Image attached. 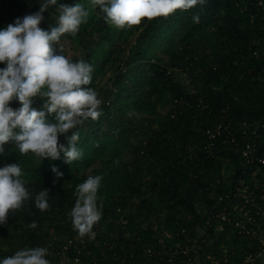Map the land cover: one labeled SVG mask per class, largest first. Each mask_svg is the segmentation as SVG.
I'll return each instance as SVG.
<instances>
[{
    "label": "trees",
    "instance_id": "trees-1",
    "mask_svg": "<svg viewBox=\"0 0 264 264\" xmlns=\"http://www.w3.org/2000/svg\"><path fill=\"white\" fill-rule=\"evenodd\" d=\"M43 2L0 0V30L39 11ZM59 3L87 7L89 0ZM194 15L199 16L198 23L193 22ZM43 16L41 28L58 25L57 6H50ZM104 16L97 7L76 35L60 38L79 49L67 58L93 66L89 87L103 101L99 119L79 128L82 159L70 165L63 153L57 160L32 152L21 155L11 142L0 154V167L18 163L28 187L35 192L49 189L48 210L36 209L33 196L0 224V260L37 244L54 242L63 248L70 238L79 237L69 215L76 187L89 176L101 175L102 219L94 227H99L98 239L106 236L114 246L106 250L138 256L145 247H158L160 239L168 245L198 239L200 259L212 255L218 264H242L261 250V240L239 233L230 222L219 228L211 209L216 204L230 208L226 195L246 172L252 186L259 183L264 188V165L253 177L260 164L250 168L246 163L243 140L232 141L223 130L210 147L207 129L226 118L232 122L230 132L239 138L260 123L252 141L256 155L264 153V58L255 54L264 48V5L259 0H205L187 11L151 21L144 18L140 25L124 29L107 23ZM10 106L21 105L14 100ZM42 106L43 101L34 98L32 107ZM243 121L248 126H241ZM59 142L67 144L65 135ZM53 166L62 177L55 176ZM124 210L126 224L120 222ZM32 222L35 229L29 227ZM200 227H206L205 234ZM67 250L76 255L75 247ZM61 257L46 259L60 264ZM255 264H264V258Z\"/></svg>",
    "mask_w": 264,
    "mask_h": 264
},
{
    "label": "clouds",
    "instance_id": "clouds-1",
    "mask_svg": "<svg viewBox=\"0 0 264 264\" xmlns=\"http://www.w3.org/2000/svg\"><path fill=\"white\" fill-rule=\"evenodd\" d=\"M205 0H89L72 5L58 0H44L39 11L16 18L0 30V154L11 142L21 155L29 152L42 159L57 160L63 153L64 162L72 164L83 157L77 147L80 139L79 128L90 119L96 121L103 114L102 98L89 85L92 83L94 68L83 59L72 62L57 52L64 34L76 35L82 24L88 22L91 10L99 8L105 14L107 23L118 29L140 25L146 18L151 21L158 17L167 18L176 10L187 11L202 5ZM50 6L59 10L58 25L45 30L40 27L43 13ZM199 22V16L192 17ZM43 101L42 109L32 107L34 98ZM19 101L20 107L10 103ZM49 116L53 119L49 120ZM65 135L67 144L59 142ZM118 163V161H117ZM57 178L63 172L52 167ZM25 173L18 163L0 167V224H6L8 216L31 202L43 212L49 208V189L38 192L28 187ZM101 175L89 176L77 185L76 200L69 215L72 225L80 237L95 238V225L102 219V204L98 191L102 186ZM56 183V180L53 181ZM30 228L37 224L32 222ZM45 247L21 249L0 260V264H50Z\"/></svg>",
    "mask_w": 264,
    "mask_h": 264
},
{
    "label": "built area",
    "instance_id": "built-area-1",
    "mask_svg": "<svg viewBox=\"0 0 264 264\" xmlns=\"http://www.w3.org/2000/svg\"><path fill=\"white\" fill-rule=\"evenodd\" d=\"M261 6L264 5V0H259ZM257 56L264 58V48L261 52L255 51ZM232 122H227L226 118H221L219 123L214 129L208 128L207 134L209 143L207 146H214V140L222 133L223 130L229 133L232 141L240 142L243 140L241 146V153L246 163L250 168L254 165L260 164L253 172V177L261 171V166L264 165V153L261 156L256 155L257 144L252 141V138L258 136L257 127L260 123L254 124V126L248 129L247 133L242 134L239 138L230 132ZM240 125L248 126L247 121L240 122ZM249 132V133H248ZM247 172L244 175H240L237 182L234 185L233 191L227 193L229 198L228 205L224 209L218 208V205H214L211 209L212 217H216L219 224V228H222L223 222H230L232 226L238 229L239 233L247 234L261 240V250L255 253L249 254L242 262V264H255L258 258H264V188L262 184H252L246 177ZM221 196L219 200H223ZM239 200V201H238ZM125 210L120 215V222L126 224ZM209 224L211 220H208ZM93 231L96 233L95 238L91 239L88 236L70 238L63 246H55L54 242L45 244H37L35 247H45L48 249L49 256L61 255L60 264H218L219 259L209 255L207 259H200L199 246L197 245L198 239H189L186 245L180 243L168 245L162 239L159 240L158 247H145L143 253L138 256L135 253H131L130 256L121 255L118 250H106L107 248H113L110 241L103 236V239H98L99 227H94ZM118 232V230H116ZM201 234H205L206 227L199 228ZM79 241V242H77ZM205 241V240H203ZM191 243V244H190ZM89 244H93L89 247ZM69 247H75L77 250L76 255H68L67 250ZM97 248L99 250H94ZM84 249V250H83ZM120 251V250H119ZM197 253L195 257H191V252ZM1 254V251H0ZM225 261L228 260L225 254Z\"/></svg>",
    "mask_w": 264,
    "mask_h": 264
},
{
    "label": "rangeland",
    "instance_id": "rangeland-1",
    "mask_svg": "<svg viewBox=\"0 0 264 264\" xmlns=\"http://www.w3.org/2000/svg\"><path fill=\"white\" fill-rule=\"evenodd\" d=\"M55 48L57 50H59V48L63 49L62 54L65 55L66 57H71L74 54H78L79 53V49L77 48V46H73L70 41H66V40H62L60 39L59 45H55ZM185 76H179V78H181V80H184Z\"/></svg>",
    "mask_w": 264,
    "mask_h": 264
}]
</instances>
